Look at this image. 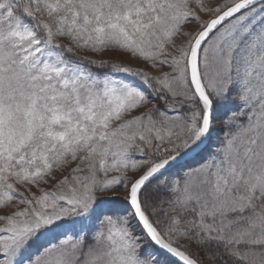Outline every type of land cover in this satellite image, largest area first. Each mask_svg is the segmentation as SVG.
<instances>
[{
  "label": "snow or ice",
  "instance_id": "snow-or-ice-1",
  "mask_svg": "<svg viewBox=\"0 0 264 264\" xmlns=\"http://www.w3.org/2000/svg\"><path fill=\"white\" fill-rule=\"evenodd\" d=\"M0 264H264V0H0Z\"/></svg>",
  "mask_w": 264,
  "mask_h": 264
},
{
  "label": "rangeland",
  "instance_id": "rangeland-1",
  "mask_svg": "<svg viewBox=\"0 0 264 264\" xmlns=\"http://www.w3.org/2000/svg\"><path fill=\"white\" fill-rule=\"evenodd\" d=\"M108 55H111L113 59L123 60L125 63L131 64V66H136V64H137V62H135V61H130L127 56L113 55V54H108ZM94 58L99 59L100 57H94Z\"/></svg>",
  "mask_w": 264,
  "mask_h": 264
}]
</instances>
